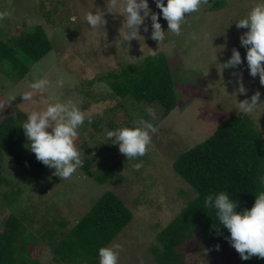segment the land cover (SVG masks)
I'll return each instance as SVG.
<instances>
[{
  "label": "rangeland",
  "instance_id": "obj_1",
  "mask_svg": "<svg viewBox=\"0 0 264 264\" xmlns=\"http://www.w3.org/2000/svg\"><path fill=\"white\" fill-rule=\"evenodd\" d=\"M213 1L208 0L198 12L185 17L179 36L166 32L165 41L157 44L150 38V15L157 14L155 0H147L150 15L139 29L143 39L127 43L118 38L124 17L118 11L106 12V0H0V12L9 13L0 20V39L16 35L20 30L31 31L38 24L52 44V49L37 62H31L16 48V55L28 67L21 78L11 79L9 73L0 70V102L16 96L0 110V121L13 116L21 118L23 124L30 111L45 107L43 103L24 102L20 95L28 90L27 84L35 77H47L53 86L37 99H73L86 114L75 141L81 157L91 158L92 155V152L85 153L84 143L90 151L104 147L103 144L110 149L101 148L90 169L102 174L117 161L111 174L98 182L80 168L70 179L60 180L53 175L55 170L47 166L38 178H31L9 156H2L0 228L12 212L37 237L43 228L68 229L109 190L124 202L133 216L106 247L122 246L118 264L152 262L148 249L155 243V234L193 195L187 183L172 169L175 156L204 140L225 116L243 115L237 105L241 100L250 99L259 91L260 100L264 101V86L258 75H250L245 59L247 49L240 43L247 29L236 27L237 21L264 0H218L221 5L212 8ZM99 11L104 12L106 24L103 29H91L84 19L85 14ZM161 27L167 31V26ZM150 49L165 53L173 69L178 102L165 116H161L162 108L156 103H138L115 96L101 78L106 72L117 71L120 66L151 54ZM233 49L239 51L241 64L221 68L230 59ZM58 79L65 81L63 87L56 86ZM241 86L246 89L245 94L239 92ZM245 115L264 137V105ZM87 117L91 118V124ZM141 117L150 121L157 132L152 134L143 157L127 160L118 146L106 138V133L134 127V122ZM23 140L32 153L25 135ZM136 163L143 166L134 170L132 166ZM179 248L184 253L182 264H240V256L232 246L215 250L197 233ZM30 254L41 264H55L44 239L37 241ZM88 264H99V256Z\"/></svg>",
  "mask_w": 264,
  "mask_h": 264
},
{
  "label": "trees",
  "instance_id": "obj_2",
  "mask_svg": "<svg viewBox=\"0 0 264 264\" xmlns=\"http://www.w3.org/2000/svg\"><path fill=\"white\" fill-rule=\"evenodd\" d=\"M163 2L166 4L167 0ZM220 5L221 2L215 0L211 7ZM157 15L161 26H167L158 8ZM16 48L31 62H37L52 49V44L38 24L31 31L20 30L16 35L0 39V70L9 73L14 80L28 72V67L16 55ZM101 78L110 92L121 99L156 103L162 108L161 116L167 115L178 102L173 69L165 53L160 51L120 66L117 71L106 72ZM23 136L21 118L7 116L0 121V160L7 155L29 177L38 178L46 166L37 161L35 154L28 152ZM85 145V153L92 152V155L91 158L81 157L83 167L80 169L103 182L117 161L102 174L95 173L90 169L91 162L107 144L91 151ZM171 165L193 195L155 234V243L148 249L152 256L150 264H182L184 253L179 247L196 233L205 237L215 250L217 246L219 249L231 246L227 239L230 233L220 225L216 210L205 207L204 200L209 194L224 192L237 203L238 213L251 209L256 196L264 191L260 183V178L264 177V137L245 114H229L204 140L178 153ZM132 216L124 202L109 190L104 191L68 229L43 228L38 237L11 212L0 228V264H41L30 254L31 248L41 239L50 247L55 264L92 263L98 258L99 248L111 243ZM240 264H264V259L240 258Z\"/></svg>",
  "mask_w": 264,
  "mask_h": 264
},
{
  "label": "clouds",
  "instance_id": "obj_3",
  "mask_svg": "<svg viewBox=\"0 0 264 264\" xmlns=\"http://www.w3.org/2000/svg\"><path fill=\"white\" fill-rule=\"evenodd\" d=\"M207 3L208 0H167L165 4L163 0H155L160 15L167 22V31L162 30L156 13L150 15L147 0H106L105 11L113 14L118 11L124 17L118 37L122 38L124 43L133 39L138 41L143 39L139 29L144 24L145 18L150 15L152 29L150 38L160 44L165 41L166 32L179 36L185 17L198 12L201 6ZM8 15L7 11L0 12V20ZM84 19L91 29H103L106 24L104 12L101 11L87 12ZM236 27L247 29L240 37V43L247 49L245 59L248 70L251 76L258 75L260 84L264 86V3L255 4L245 18L236 22ZM143 30L147 32V26H144ZM150 52L155 55V51L150 49ZM241 62L239 51L233 49L230 59L221 65V68L236 67ZM64 83L63 79H58L56 86L63 87ZM52 86V81L47 77H35L27 84L28 90L20 95L22 100L32 104L43 103L46 106L30 111L22 128L26 139L30 142V151L35 154L37 161L54 169L53 175L60 180H67L76 173L78 168L83 167L81 153L75 141L78 138V129L86 119V114L73 99L64 101L37 99ZM239 92L245 94L246 89L241 86ZM15 98L16 96L13 95L7 101L0 102V110H3ZM237 105L240 112L251 114L259 106L264 105V101L260 100V93L257 91L250 99L241 100ZM147 111L150 115L152 114L151 108ZM87 119L91 124V118L87 117ZM134 123V127H123L106 133V138L118 146L119 152L127 160L143 157L151 144L152 134L157 132V128L142 117ZM142 166V163H136L132 167L134 170H139ZM260 183L264 185V177L260 178ZM204 205L216 210L220 225L230 233L227 237L229 243L242 260L252 257L264 259V191L256 196L251 209L244 210L242 213L236 211L237 203L230 200L224 192L207 195ZM122 250L120 244L99 248V264H118L119 253Z\"/></svg>",
  "mask_w": 264,
  "mask_h": 264
}]
</instances>
